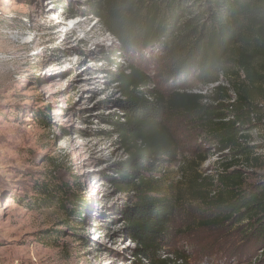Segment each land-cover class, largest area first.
<instances>
[{
    "label": "rangeland",
    "instance_id": "obj_1",
    "mask_svg": "<svg viewBox=\"0 0 264 264\" xmlns=\"http://www.w3.org/2000/svg\"><path fill=\"white\" fill-rule=\"evenodd\" d=\"M95 2L0 0V264H148L123 211L132 196L110 179L128 157L109 122L124 120L125 98L113 73L142 62L154 78L148 88L164 91L168 84L157 78V53L115 63L108 54L117 41L101 22L92 15L69 19ZM242 86L256 109L243 132L261 159L238 165L255 182L264 178V75L253 87ZM169 125L180 151L162 168L161 181L181 198L165 246L171 253L163 257L180 264H264L262 247L243 229L212 225L217 213L187 194L192 172L213 176L230 158L194 124L171 119ZM199 156L207 159L196 167ZM42 186L55 197L51 206L39 199Z\"/></svg>",
    "mask_w": 264,
    "mask_h": 264
},
{
    "label": "trees",
    "instance_id": "obj_2",
    "mask_svg": "<svg viewBox=\"0 0 264 264\" xmlns=\"http://www.w3.org/2000/svg\"><path fill=\"white\" fill-rule=\"evenodd\" d=\"M86 7L69 19L92 15L101 22L117 41L108 54L115 63L125 62L126 55L135 61L157 53L162 60L157 78L168 84L164 91L148 88L154 78L142 62L113 73L125 98L124 120L107 121L128 157L115 165L110 179L132 196L123 211L142 256L148 264H180L163 257L171 253L165 246L181 198L170 195L161 181L162 168L175 162L180 151L171 119L194 124L230 158L213 176L192 172L187 194L217 213L212 225H236L264 252V178L249 182L238 165H256L261 159L253 156L257 147L243 132L256 109L242 84L253 87L263 79L264 0H96ZM206 159L199 156L192 163L199 167ZM38 192L45 205L55 201L43 186ZM58 203L67 207L63 200ZM75 204L83 215V201L76 198Z\"/></svg>",
    "mask_w": 264,
    "mask_h": 264
}]
</instances>
